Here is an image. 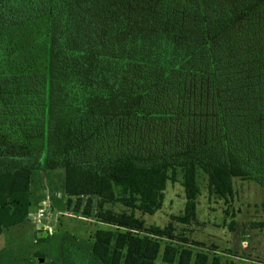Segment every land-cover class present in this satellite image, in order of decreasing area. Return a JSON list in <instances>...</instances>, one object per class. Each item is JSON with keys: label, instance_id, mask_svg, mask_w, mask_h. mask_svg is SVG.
<instances>
[{"label": "trees", "instance_id": "obj_1", "mask_svg": "<svg viewBox=\"0 0 264 264\" xmlns=\"http://www.w3.org/2000/svg\"><path fill=\"white\" fill-rule=\"evenodd\" d=\"M46 170L101 225L87 249L63 241V264H209L137 213L169 183L182 224L200 179L223 200L234 179L264 188V0H0V236L30 232L0 264H50L29 218Z\"/></svg>", "mask_w": 264, "mask_h": 264}, {"label": "rangeland", "instance_id": "obj_2", "mask_svg": "<svg viewBox=\"0 0 264 264\" xmlns=\"http://www.w3.org/2000/svg\"><path fill=\"white\" fill-rule=\"evenodd\" d=\"M64 175L63 170H46L37 171L32 176V214L37 213L42 202L49 198L50 209L46 216L30 226L40 237L46 232L49 234L50 256L46 262L50 264H63V241L87 249L94 231L101 226L93 218L73 211L75 199L70 208L67 198L56 199L62 192ZM234 192L231 199H219L209 193L206 180L200 179L196 219L182 224L174 217L184 212V189L180 183H169L161 210L152 216L141 213L137 216L148 226L170 229L174 239H164V244L184 247L194 254L205 253L209 264L214 261L217 264H264V188L254 181L234 179ZM113 208L126 210L119 204ZM29 237L30 232L23 233L22 230L4 231L0 236V250L11 243L29 241ZM161 263V259L158 260L157 264Z\"/></svg>", "mask_w": 264, "mask_h": 264}, {"label": "built area", "instance_id": "obj_3", "mask_svg": "<svg viewBox=\"0 0 264 264\" xmlns=\"http://www.w3.org/2000/svg\"><path fill=\"white\" fill-rule=\"evenodd\" d=\"M41 205L42 206L40 209H38L37 213L32 214V211H31L29 215L31 223H35V224L39 223L46 216L47 214L46 211L50 209L49 198L47 200H44ZM47 229L51 231L50 228H47Z\"/></svg>", "mask_w": 264, "mask_h": 264}, {"label": "water", "instance_id": "obj_4", "mask_svg": "<svg viewBox=\"0 0 264 264\" xmlns=\"http://www.w3.org/2000/svg\"><path fill=\"white\" fill-rule=\"evenodd\" d=\"M47 261H49V259H47Z\"/></svg>", "mask_w": 264, "mask_h": 264}]
</instances>
